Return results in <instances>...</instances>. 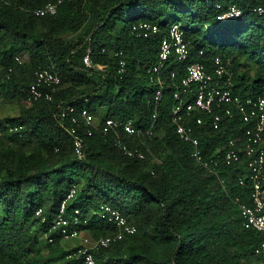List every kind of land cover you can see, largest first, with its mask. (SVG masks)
Listing matches in <instances>:
<instances>
[{
    "label": "trees",
    "instance_id": "16d2710c",
    "mask_svg": "<svg viewBox=\"0 0 264 264\" xmlns=\"http://www.w3.org/2000/svg\"><path fill=\"white\" fill-rule=\"evenodd\" d=\"M55 1L0 0V104L18 111L0 118V264H84L78 258L83 245L72 246L53 229L74 187L65 213L70 224L79 208L80 229L91 239L123 234L92 251L99 264H263L256 250L264 235L245 228L240 211V204H252L248 164L223 160L229 142H241L248 125L239 115L221 113L214 129L210 117L194 115L191 124L198 116L205 120L197 137L210 166L198 165L172 123L186 63L172 56L162 83L149 71L179 24L188 64L213 71L216 57L230 60L235 94L264 98V14L255 12L264 0H64L56 15H36ZM233 7L241 17L219 20ZM142 23L160 31L144 38ZM89 49L90 68L84 64ZM117 52L126 61L123 72ZM47 68L61 84L50 90L51 100L29 101L36 72ZM159 90L163 98L156 102ZM196 91L192 87L187 98ZM70 104L76 113L88 108L95 116L92 136L80 116L74 124L72 116L62 118ZM108 118L134 122L140 135L121 133L122 140L144 159L129 157L114 135L103 133ZM72 127L84 143L82 160ZM102 205L118 210L135 232L101 219Z\"/></svg>",
    "mask_w": 264,
    "mask_h": 264
},
{
    "label": "built area",
    "instance_id": "2783aa9c",
    "mask_svg": "<svg viewBox=\"0 0 264 264\" xmlns=\"http://www.w3.org/2000/svg\"><path fill=\"white\" fill-rule=\"evenodd\" d=\"M64 0H56L49 2L44 7L38 9L35 13L37 16L56 15L59 6ZM255 12L259 15L264 14V8H257ZM242 16V12L235 7L231 8L227 13L219 16V20H236ZM140 36L148 38L157 34L160 30L157 25L151 23H142L140 25ZM92 50H88V54L84 57V64L87 67H93L91 58ZM172 56L177 58L178 62L186 63V75L181 80V87L174 94V105L172 108V123L175 127L176 135L180 140L191 145L192 157L197 164L208 168L210 165L205 160L204 152L200 144V139L197 137L198 127L205 124L202 116L195 118L194 124H191V119L196 114L207 115L210 117L211 125L214 129L220 128L222 115L230 118L239 115L242 120L248 125L245 130L244 138L239 141L231 140L223 153V160L226 165L241 163L242 160L248 164L249 174L248 180L252 184L251 200L252 204H240V211L244 220V227L261 232L264 235V98L245 96L240 97L235 94L231 86L233 85V73L231 71V61L216 57L214 60V69L209 71L204 64L192 63L188 64L190 59L189 45L185 39V32L181 25L175 24L169 30L167 36L161 43L159 59L157 64L150 68L149 72L157 75L159 83H162L160 74L167 67L168 61ZM116 57L120 59V71L123 72L126 67V61L123 58L122 52H117ZM20 61V58H17ZM21 62V61H20ZM103 68V67H100ZM36 79L29 89V101L35 102L41 99L51 100V91L61 84V79L53 68L40 69L36 72ZM176 76L172 74V78ZM192 87L196 88V93L193 99L187 98L192 92ZM163 98L162 91H157L155 100L161 101ZM77 115L80 116L85 125L91 126L88 134L92 136L96 130L95 116L88 108H83L79 113H76L75 107L70 104L62 112V118L72 116V122L77 123ZM156 118V116H155ZM103 133L105 135H114L116 138V147L121 149L129 157H138L144 159L145 155L137 150L131 149L122 140V134L128 136L140 135L133 121L120 122L108 118L103 125ZM149 134H153V126L150 128ZM70 134L74 137V152L79 160L84 157V143L77 135L76 128L72 127ZM212 169L215 174L217 167L220 165L219 157L212 161ZM244 185L245 180L240 182ZM77 188L74 187L67 199L61 206V210L57 218L54 220V230H59L60 234L67 240L82 239L83 249L78 252V258L83 260L84 264H99L92 251L108 247L112 241L122 239L123 234L120 233L117 237H106L99 240H93L88 236L83 235L81 231V222L79 208L74 209L75 219L71 221L66 219L65 213L67 203L73 200L76 196ZM239 203V199H237ZM101 219L106 220L109 224H115L127 233H134L135 228L127 225L126 219L118 211L109 205H102L100 212L97 213ZM71 226V228H68ZM53 240L50 239V242ZM257 254H264V242L256 250ZM264 264V262H263Z\"/></svg>",
    "mask_w": 264,
    "mask_h": 264
},
{
    "label": "rangeland",
    "instance_id": "374dc122",
    "mask_svg": "<svg viewBox=\"0 0 264 264\" xmlns=\"http://www.w3.org/2000/svg\"><path fill=\"white\" fill-rule=\"evenodd\" d=\"M16 108L17 107L15 105L0 104V118L5 119L8 116H16L18 113ZM83 235L87 236L86 233ZM70 244L72 246L82 244V239H70Z\"/></svg>",
    "mask_w": 264,
    "mask_h": 264
}]
</instances>
